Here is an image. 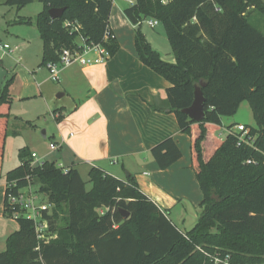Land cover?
<instances>
[{
	"label": "trees",
	"instance_id": "obj_1",
	"mask_svg": "<svg viewBox=\"0 0 264 264\" xmlns=\"http://www.w3.org/2000/svg\"><path fill=\"white\" fill-rule=\"evenodd\" d=\"M35 0H7L18 10ZM44 10L35 25L43 42L41 66L58 63L65 48L78 46L80 36L100 44L110 26L114 0H38ZM124 13L134 25L147 18L162 23L175 63L165 61L142 33L135 32L140 61L170 86L166 90L170 112L180 131L192 138L194 172L203 194L201 214L191 231L180 230L168 212L140 189L135 177L126 181L93 167L92 189L73 167L61 168L43 162L33 166L28 148L19 150L20 165L7 173L4 215L15 219L19 229L0 253V264H264V33L250 22L258 11L264 15L262 0H130ZM65 9L53 20L49 11ZM78 23L80 34H71L65 23ZM19 25H32L21 18ZM105 47L114 57L117 40ZM8 80L0 92V156L9 135L13 102ZM196 88L205 97L203 122L192 121L183 110L194 102ZM249 103L257 128L233 131L217 139L211 151L210 129L222 126L224 117L235 116ZM154 111L158 108L150 103ZM57 114V112L55 113ZM36 128L34 123H30ZM198 129L194 137V129ZM161 171L180 161L182 151L173 138L151 149ZM12 194L29 186L38 187L50 211L42 218L48 223L39 239L34 220L17 216L19 208L8 202ZM130 213L125 219L120 210Z\"/></svg>",
	"mask_w": 264,
	"mask_h": 264
},
{
	"label": "crops",
	"instance_id": "obj_2",
	"mask_svg": "<svg viewBox=\"0 0 264 264\" xmlns=\"http://www.w3.org/2000/svg\"><path fill=\"white\" fill-rule=\"evenodd\" d=\"M120 1L133 2H113L110 28L120 46L117 54L104 65L88 68L75 65L62 70L59 84L62 82L63 89L56 93H47L42 90L43 85L39 86V95L48 106L54 104L56 97L60 102L65 98L70 100L69 105H61L55 111L57 114L54 113L58 119V137L51 144L59 146L58 154L52 157L55 151L50 145L53 154L41 157L25 147L18 137L36 132V123L31 121L36 126L33 128L21 117L10 116L9 135L0 156V253L5 251L8 237L19 229L15 219L4 215V202L6 175L22 148L36 155L34 166L43 162L55 163L61 168L73 166L85 182L82 170L86 169L89 176L93 167L123 181L135 177L143 193L167 211L182 231L181 226H188L191 231L199 220L203 194L194 172L192 138L180 131L175 114L170 112L166 97L170 84L140 61L135 47L137 26L128 20L124 13L127 8ZM148 41L165 61L175 63L173 53L164 56ZM6 81L1 83L0 92ZM150 103L158 110L154 111ZM224 119L221 127L209 128L211 151L216 149L217 139H224L221 133L224 128H228L229 134L230 127L236 132L237 126L244 125ZM198 132L195 128L194 137ZM167 138L176 141L183 157L170 169L161 171L151 156V149Z\"/></svg>",
	"mask_w": 264,
	"mask_h": 264
},
{
	"label": "rangeland",
	"instance_id": "obj_3",
	"mask_svg": "<svg viewBox=\"0 0 264 264\" xmlns=\"http://www.w3.org/2000/svg\"><path fill=\"white\" fill-rule=\"evenodd\" d=\"M7 0H0V44L9 45L12 53L0 57L2 64L0 66V85L7 79L14 78L13 84L10 87V93L13 96L11 104V116H19L26 123L34 121L36 123V132L22 133L18 137V141L23 143L32 152L38 153L41 157L43 154L53 152L49 149V145L57 139V121L54 113L60 109L61 105H69L70 100H57L54 104L48 106L47 102L39 95V86L43 85L42 90L47 93H56L63 89L62 82L51 81V74L46 66L42 64V46L43 42L40 38L39 31L35 25L37 16L43 12L44 5L38 0H35L30 5L18 10L16 7L6 5ZM264 2V0H262ZM122 2L126 8L130 7V3ZM21 18L32 19V25L15 24L16 20ZM250 22L264 33V15L258 11H253L250 15ZM150 18L143 20L137 30L142 33L146 40H151L153 47L159 49L162 55L167 56L168 53H173L171 45L168 41L165 28L162 23H159L155 28L148 25ZM149 42V41H148ZM19 47V48H16ZM6 77V79H5ZM6 81V82H7ZM4 87V86H3ZM37 95L34 97V95ZM30 97V98H26ZM226 121L236 120L237 123H243L248 128H257L251 107L245 102L241 105L238 113L232 117H224ZM32 119V120H31ZM44 132L46 137H44ZM225 139L228 135V128H224L221 132ZM23 146V147H24ZM59 150L55 151L52 157L58 154ZM14 166L10 169H15L19 166L20 160L17 155L14 157ZM7 172H5L6 174ZM83 177L89 185L88 190H91V183L86 169L82 170ZM33 190L41 197V202L46 203V199L38 192V187ZM40 202V203H41ZM181 228L184 232L190 230L188 226ZM219 260L221 258L217 256ZM214 262L217 263L216 258Z\"/></svg>",
	"mask_w": 264,
	"mask_h": 264
},
{
	"label": "built area",
	"instance_id": "obj_4",
	"mask_svg": "<svg viewBox=\"0 0 264 264\" xmlns=\"http://www.w3.org/2000/svg\"><path fill=\"white\" fill-rule=\"evenodd\" d=\"M161 2L166 5L171 2V0H161ZM148 25L152 28H155L157 25H159V22L155 19H150L148 21ZM65 27L70 30L71 34H80L81 26L78 23L66 22ZM110 40H116V36L111 30L110 26L107 27L103 42L100 44L93 42L89 43L85 38L80 36L77 47L63 49L60 53V59L58 63H49L46 65L48 71L51 74V80L54 82H59L62 70L75 65L82 68H88L96 65L106 64L112 59L111 52L107 49V47H105V43L109 42ZM0 53L2 56H5L11 54L12 49L9 45L0 44ZM1 62L2 58L0 57V64ZM236 132L243 133L245 136L248 134L249 129L244 125H239L237 126ZM58 148L59 146L57 144H50L51 150L56 151ZM32 157L36 158V155L33 154ZM8 188L11 190L8 195L9 204L13 207L19 208V213H15L14 218L17 216H23L34 220L39 239H44L48 230V223L43 220L42 215L43 212L50 211L52 206L48 203L46 204L41 202L40 195L33 190L34 186H29L19 190L17 195L12 194V190L16 188V183L8 185ZM216 260L217 263L222 262L218 258H216ZM224 263L229 264V257L226 258Z\"/></svg>",
	"mask_w": 264,
	"mask_h": 264
},
{
	"label": "water",
	"instance_id": "obj_5",
	"mask_svg": "<svg viewBox=\"0 0 264 264\" xmlns=\"http://www.w3.org/2000/svg\"><path fill=\"white\" fill-rule=\"evenodd\" d=\"M65 9H52L49 11V15L53 20L62 18ZM205 97L201 88H196L195 99L190 108L183 110V113L186 114L192 121L196 123L203 122L205 118ZM45 136V134H44ZM121 214L125 219L130 218V213L125 210H120Z\"/></svg>",
	"mask_w": 264,
	"mask_h": 264
}]
</instances>
